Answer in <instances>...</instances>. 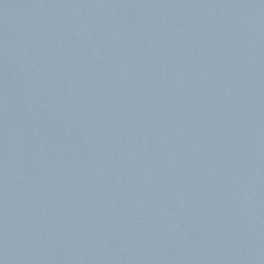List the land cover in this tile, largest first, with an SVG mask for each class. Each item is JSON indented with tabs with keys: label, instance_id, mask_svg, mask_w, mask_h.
I'll use <instances>...</instances> for the list:
<instances>
[{
	"label": "water",
	"instance_id": "1",
	"mask_svg": "<svg viewBox=\"0 0 264 264\" xmlns=\"http://www.w3.org/2000/svg\"><path fill=\"white\" fill-rule=\"evenodd\" d=\"M0 264H264V0H0Z\"/></svg>",
	"mask_w": 264,
	"mask_h": 264
}]
</instances>
